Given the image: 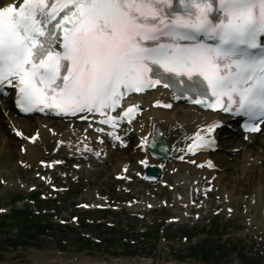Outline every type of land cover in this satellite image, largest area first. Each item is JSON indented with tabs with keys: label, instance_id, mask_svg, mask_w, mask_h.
I'll use <instances>...</instances> for the list:
<instances>
[{
	"label": "snow or ice",
	"instance_id": "1",
	"mask_svg": "<svg viewBox=\"0 0 264 264\" xmlns=\"http://www.w3.org/2000/svg\"><path fill=\"white\" fill-rule=\"evenodd\" d=\"M160 83L260 131L264 0H0V94L14 87L22 111L98 113L116 127L122 115L108 113L124 94Z\"/></svg>",
	"mask_w": 264,
	"mask_h": 264
},
{
	"label": "bare ground",
	"instance_id": "2",
	"mask_svg": "<svg viewBox=\"0 0 264 264\" xmlns=\"http://www.w3.org/2000/svg\"><path fill=\"white\" fill-rule=\"evenodd\" d=\"M171 101L170 94L166 90H153L132 98L131 102L139 103L144 108L143 113L136 119L132 125L133 133H127V139H134L135 144L130 145L129 152L126 154L120 150L115 152L110 146L96 143L95 136L87 127L76 125L71 127L70 123L65 120H57L53 117H34L16 118L7 112L6 107L0 108V167L5 168L2 172L8 175L9 181H5L2 189L3 193L8 195L15 192H26L28 189L25 185L26 178L22 177L23 173H28L32 169H41L39 161H56L64 159V162L73 160V164H78L79 170H70L71 175L79 178L80 176L93 179L94 176L111 175V167L114 169L113 175L121 173L125 167L128 168V175L132 176L137 172L143 173V164L139 165L138 161L152 163L159 168V182L140 183L141 188H146L148 192L160 186L161 181H167L171 184L172 190L170 195V209L173 213L175 222L186 221L193 211L200 212L201 216L205 215L207 205L213 202H222L225 205L224 213L229 215L228 207L236 204V193H250L253 195L250 199V205L255 210V214L246 213L244 218L245 230L244 235L251 239L253 236H264V137L252 136L251 142H240L239 139H225L224 149H232V146L240 148L242 153L235 156L223 154L220 158V165L224 168L232 169L231 172L224 171L217 173L207 169L199 170L196 165H190L185 162L188 157L185 145L191 136L201 133L199 126L212 120L214 116L200 111L196 107L182 106L175 103L171 110H164L152 106L157 101ZM157 124L163 131V138L166 141L165 156L163 159L151 157L146 148V142L143 136L150 132L153 124ZM15 127L21 130L22 134L14 132ZM131 127V126H130ZM29 129H33L28 133ZM33 132L38 135L35 140H28ZM123 132H126L125 130ZM230 135L236 136L232 131ZM257 137V138H256ZM143 141V142H142ZM142 142V144H141ZM137 143H139L138 146ZM229 144V145H228ZM16 145H23L24 150L21 152ZM102 148V154L98 157L96 152ZM46 150H49L46 154ZM185 155L184 158H180ZM49 157H53L49 159ZM48 158V159H46ZM209 158V155L199 154L195 157L188 158L203 161ZM117 159L113 165L111 162ZM215 160V159H214ZM218 165V162H215ZM12 166V169L7 165ZM36 167V168H35ZM59 170V167H56ZM17 171L18 179L12 177V173ZM38 171V170H37ZM47 174V173H43ZM195 174L194 176H192ZM33 180V179H32ZM135 180H139L137 177ZM39 185L44 186L39 181ZM34 185V184H32ZM211 185L215 192L221 194V200L211 199L206 187ZM136 190H138L135 187ZM140 190V189H139ZM138 190V191H139ZM195 190L199 191L196 195ZM208 203L201 205V198L207 199ZM91 206L99 201L96 195L88 194ZM157 205L151 194L143 195L141 201L135 202L133 207L128 209L131 212L149 213ZM236 214V209H233ZM249 212V211H248ZM235 214L234 217H235ZM237 216V215H236ZM260 217V218H259ZM173 221V220H172ZM15 254L6 255L7 260H1L0 264H14L10 258ZM23 264H161L155 263L151 258L142 257L133 260H111L83 257L66 261L61 252H40L32 251L29 261ZM164 264H179L173 260H168Z\"/></svg>",
	"mask_w": 264,
	"mask_h": 264
},
{
	"label": "rangeland",
	"instance_id": "3",
	"mask_svg": "<svg viewBox=\"0 0 264 264\" xmlns=\"http://www.w3.org/2000/svg\"><path fill=\"white\" fill-rule=\"evenodd\" d=\"M17 148L16 146V150ZM7 167L12 169L9 164ZM4 171L5 168L0 167L1 181L8 179L7 174H2ZM227 171L229 172L230 169ZM12 176L15 178L18 173L14 171ZM106 176L94 179L95 185L82 184L66 196L60 194L58 198L48 200L19 192L6 195L1 191L3 185L0 183V261L7 260L5 256L12 253L15 256L10 258L9 262L23 264L24 261H29L32 251H52L61 252L66 261L77 259L82 255L107 261L145 257L161 264L168 260L179 264H264V243L260 247H255V244L250 246L249 241L242 235L243 218L249 210L246 209L245 196H240L239 212L234 218L225 217L222 211L214 215L216 210H223V207L219 206L210 209L205 219L179 225L167 224L172 214L158 210H153L143 219L132 217L125 210L106 213L79 212L77 206L80 199L83 197L85 201V196L89 193L94 194L97 187H103L107 194L116 198L120 185L116 182L106 184L105 182L109 180V178L105 179ZM28 184L30 186L29 182ZM164 193L168 192L164 190ZM142 194L143 192L137 195ZM16 195L22 196L24 200L14 203L12 198ZM137 195H124L122 202L125 205L128 201L137 199ZM46 196L50 198L49 194ZM16 209H24L33 217L27 222H10L11 211ZM254 212L255 210L252 209L251 213ZM72 216L79 217L77 223H80V226L72 227L76 224V221L75 223L72 221ZM61 219H66L72 226L60 224ZM99 222L103 224H97ZM24 223L26 228H23ZM110 224L114 226H108ZM205 226L211 227L210 234H213L206 241L208 246L219 248L222 252L206 256L192 255L194 247L206 239L203 233ZM187 232L196 236L187 241L185 240ZM5 233H10L13 237L6 238ZM88 235L91 238H88ZM16 242L21 246H10ZM235 247H238L236 251ZM206 259L209 262H205Z\"/></svg>",
	"mask_w": 264,
	"mask_h": 264
}]
</instances>
